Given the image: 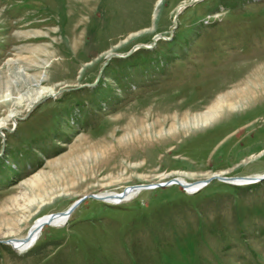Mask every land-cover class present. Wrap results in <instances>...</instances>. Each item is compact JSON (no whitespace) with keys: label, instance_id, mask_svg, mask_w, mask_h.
<instances>
[{"label":"rangeland","instance_id":"374dc122","mask_svg":"<svg viewBox=\"0 0 264 264\" xmlns=\"http://www.w3.org/2000/svg\"><path fill=\"white\" fill-rule=\"evenodd\" d=\"M190 2L0 0V123L15 129L0 132V264H264V181L89 199L27 252L7 243L85 196L264 176V0H204L175 25ZM156 36L172 38L135 50Z\"/></svg>","mask_w":264,"mask_h":264},{"label":"water","instance_id":"95a60500","mask_svg":"<svg viewBox=\"0 0 264 264\" xmlns=\"http://www.w3.org/2000/svg\"><path fill=\"white\" fill-rule=\"evenodd\" d=\"M201 1H204V0H191L190 3H187V4H184L183 6H181L176 14H175V19H174V24L176 25V22H177V19L178 17L188 8L190 7H193L194 5H196L197 3L201 2ZM173 32V31H172ZM172 38V37H171ZM171 38H165L163 36H156L154 41H153V45L152 46H139L137 47L135 50L138 51V50H152L154 49V47L156 46L157 42L159 40H163V41H170ZM135 50H133V52L131 54H133L135 52ZM130 54V55H131ZM129 56V55H128ZM113 58H125V57H122V56H118V55H112V56H109L107 58V61H110L111 59ZM53 97V96H52ZM41 102H37L30 110V112L32 110H34L36 107H38L41 103ZM29 112V113H30ZM13 121L17 122V119L16 117H12ZM8 132H13L14 130H9V129H6ZM3 131V129H0V132ZM238 179H245V178H227V177H222V176H219V175H215V176H212L211 178L209 179H206L204 181H201V182H197V183H202V187H200V189H203L205 188L206 186H208L212 181L214 180H218L222 183H226V184H232L234 185L233 181L234 180H238ZM264 181V176L263 177H259L257 179H254L253 181H251L250 183L252 184H256V183H261ZM193 184V183H192ZM173 185H177V186H180L183 190H188V188L191 186V183L190 184H183L181 183L178 179H174V180H171L169 182H166L164 184H157V185H142V186H132V187H128L126 188L121 194H118V193H111V194H107V195H90V196H85L83 197L82 199L78 200L77 202H75L70 208H68L66 211L64 212H60V213H56V214H51L48 218V220L46 222H44V224H42L40 227H39V231L44 228L45 226H51L53 224V222L56 220V219H69L73 213L76 211V209L83 203L85 202L86 200H95V201H98V202H103V203H122L125 201L126 197L128 196V193L129 192H132V191H142V190H148V189H155V188H165V187H169V186H173ZM33 237H34V234L33 233H29L27 235V237L23 240H21V243L22 244H28V243H31L32 240H33ZM15 241V240H14ZM13 239L8 241L7 243L10 245L12 244V242H14Z\"/></svg>","mask_w":264,"mask_h":264},{"label":"bare ground","instance_id":"6f19581e","mask_svg":"<svg viewBox=\"0 0 264 264\" xmlns=\"http://www.w3.org/2000/svg\"><path fill=\"white\" fill-rule=\"evenodd\" d=\"M254 85H256V83L255 84L252 83V86H254ZM260 90H263V89H260ZM259 94H260V91H259V88L257 89V86L255 87V89H253L251 87H248L246 90H241L240 89V90H238V91H236L234 93L232 92L231 94H228V95L224 96L222 98L223 100H221L219 103H217V107L216 106L213 107V108H216V109L212 110V112L210 111V113H207L205 115H201L199 118L195 119L194 122L209 123V122L215 120L216 118H218L219 112H221V111H218V110L222 109V107L224 106V104H226L228 102H233L235 99H239V101H241V100L246 101L247 102L246 105H248V104H250L251 101L256 100L260 96ZM230 104L233 105L234 103H230ZM13 124L15 125V121L13 122ZM0 129L6 130L7 129L6 124L0 123ZM255 179H257V178H255ZM253 180H254L253 178L238 179V180H234L233 181L234 182L233 184L234 185H239V186L240 185L241 186L248 185V184L250 185V184H252L250 182L253 181ZM179 181L181 183H183V184H189L185 180H179ZM200 187H202V183L191 184V186L188 188V190H184V191L186 193L193 194V193H196V192L200 191L201 190ZM148 190H151V189H148ZM142 191H144V190H142ZM142 191H132V192H129L128 193V196L125 199V201L122 202V203H126V202L130 201L131 199H133L134 197H136L137 195H139ZM119 194H121V193H119ZM102 195H107V194H102ZM122 203H116V204H122ZM110 204H114V203H110ZM49 216H45L43 218H40L39 220H37L34 223V225L32 226V228L28 232V234L29 233H33L34 234V237H33V240H32L31 243H28V244H22L21 243V240L25 239L27 237V235L24 238H22V239H13V241L14 240L15 241L12 242V244H10L13 247V249H15L19 253H24V252H27L28 250L32 249L34 247V245L36 244V242H37V240H38V238H39V236H40V234H41V232L43 230V228H42L39 231V227L42 224H44V222H46L48 220ZM69 219H56L53 222V224L51 225V227H57V228L58 227H62V226H64L69 221Z\"/></svg>","mask_w":264,"mask_h":264}]
</instances>
